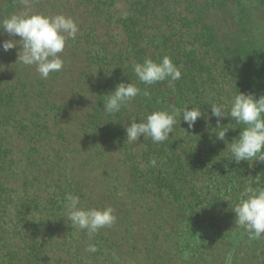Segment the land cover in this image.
Listing matches in <instances>:
<instances>
[{"label":"trees","instance_id":"16d2710c","mask_svg":"<svg viewBox=\"0 0 264 264\" xmlns=\"http://www.w3.org/2000/svg\"><path fill=\"white\" fill-rule=\"evenodd\" d=\"M46 1L31 4L40 8ZM59 1L48 0L47 11H59L51 4ZM70 3L79 32L75 41L66 42L62 71L47 79L23 71L25 77L0 88V123L5 133L13 130L23 140L20 147L12 139L0 140V264H208L215 247L221 246L225 256L227 250L226 242L212 241V236L256 241L234 223L231 208L246 186L264 188V162L230 161L225 141L213 133L219 129H214L210 105L229 104L238 92L257 99L264 95V42L252 35L251 22L253 4L264 9V0ZM25 8L20 0H0V20ZM0 35L20 39L2 30ZM20 47L10 50V64ZM165 55L182 73L174 86L140 83L132 65L145 58L158 62ZM67 61L84 66L74 72ZM120 82L136 84L151 98L138 95L119 113L106 115L104 95ZM77 99L83 111L68 123L77 127L67 139L61 122L70 110L75 112ZM186 106L204 113L194 128L182 118L179 125L177 117L175 136L170 133L164 143L143 136L136 143L125 141L131 121ZM221 126L236 127L229 128L227 142L243 127L230 117ZM8 178L20 179L18 187L9 186ZM95 186L104 190L105 199L115 200L110 205L114 212L122 202L139 210L144 203L158 204L159 216L143 223L142 242L149 240L146 261L135 258L131 222L100 229L89 240L65 220L68 193L79 195L85 207H104L86 198L84 190ZM89 244L97 252H86ZM225 256L210 264L226 263Z\"/></svg>","mask_w":264,"mask_h":264},{"label":"clouds","instance_id":"9594fccd","mask_svg":"<svg viewBox=\"0 0 264 264\" xmlns=\"http://www.w3.org/2000/svg\"><path fill=\"white\" fill-rule=\"evenodd\" d=\"M26 8L30 7L31 0H20ZM0 30L10 37H20L5 40L2 48L5 52L21 47L18 51V59L22 65L34 66L40 77L47 79L50 73L61 72L64 60L61 54L64 52L66 42L75 41L79 32V26L70 16L57 14L53 16L43 13L13 14L0 20ZM137 80L145 85H156L167 82V86L173 87L174 83L182 76L180 69L172 59L165 55L158 62L152 58H145L142 63L132 65ZM151 98V93L141 89L134 83L120 82L115 89L105 94L103 112L106 115L119 113L138 95ZM211 117L216 118V127L219 131L213 132L217 140L225 141L226 150L230 152L231 159L236 164L242 161L264 162V95L258 99L253 94L238 92L229 104L211 103ZM181 118L188 128H194L198 118L204 117L200 107L186 106L182 110L172 107L171 110H156L146 115L139 121H131L125 127L128 143H136L140 137L151 138L153 143H164L170 140L169 134L175 136L177 126ZM230 117L236 125H242L238 137L231 142L225 140L229 128L221 126V120ZM185 130V129H184ZM150 165L155 167L157 161L152 159ZM237 202L231 208L235 214L234 223L243 227L250 239H260L264 236V188L246 186L237 196ZM66 221L71 222L77 230L86 232L89 240H92L103 228H111L117 220L114 209L110 206L97 208L82 205L79 195L68 193L64 198ZM205 208V207H204ZM203 209V208H202ZM86 252L95 253V244H89Z\"/></svg>","mask_w":264,"mask_h":264},{"label":"rangeland","instance_id":"374dc122","mask_svg":"<svg viewBox=\"0 0 264 264\" xmlns=\"http://www.w3.org/2000/svg\"><path fill=\"white\" fill-rule=\"evenodd\" d=\"M34 2H36V0H32L31 3H34ZM48 3L49 2L47 0L44 5H40V8L39 6L35 4H31L29 8H25L22 11L23 13L27 11L29 12V14H34L35 12L43 13L49 16H53L57 14H64L65 16L71 17L73 9H72V4L70 3V0H60L57 3L52 2L51 4L55 5L56 10L60 9L59 11H56L53 13H50L49 11H47L48 6L50 4ZM252 7H253L251 10V19H252L251 22H252V30H253L252 35H254L256 40L264 42V9L261 8L260 6H257L256 4L255 5L253 4ZM4 41H5V37L3 39V37H1L0 35V45H2ZM18 51H19V48H18ZM9 54H10V50L5 52L2 46H0V88L7 82L13 84L18 78L25 77L23 71L25 72L27 71L28 74H32L34 77L39 78V73L36 71L34 66L27 67V66L22 65L19 61H17L18 53L16 55L17 57L15 58L16 60L13 63V65L10 64L11 59H10ZM78 62L67 61L68 68L75 69L73 70L74 72H77V71L80 72L81 68L84 65ZM73 107L76 108L75 112L74 110L73 112L70 110V112L66 114L67 117H64L63 121L61 122L62 125L66 128L67 139L73 138V135L75 134L76 127H77L74 124H68V123L74 122L75 117H77V114L83 111V108L80 106L79 99L73 102ZM12 131L13 130H9L7 131L8 133H5L4 128L0 123V140L1 141L3 140L4 142L5 141L8 142L9 140L12 139L14 140L13 144L17 147H20L23 144V140L20 138H15L14 134H11ZM16 159L17 158H15V160ZM7 184L11 187H18V185L20 184V179L19 180L18 179L9 180L8 178ZM84 193L86 195V198L89 200L88 201L89 204L93 206H96V203L101 202V204H104V207H108L111 205V203L115 202L113 198L105 199L104 190L102 188H98L97 186L86 188L84 190ZM118 202H121V199L118 200ZM144 210H147V212H144ZM114 213H116V217H121V218L117 219L116 223L112 227H116V229H119L120 225H123L124 221L125 222L129 221L132 223V225H134L135 235L133 236V239L135 237L136 239H134L132 245L136 246L135 248H136L137 254L135 258H137V260L146 261L148 259V256L146 254V249H147L146 246L149 240L145 241L144 243L142 242V237H143L142 235L145 233V230H146V228L143 229V223H145L146 221H152L155 215L159 216L160 210L158 208V204L153 205L150 202L144 203L142 204V207L139 210V209H135L133 206H130L129 203L127 202L126 203L122 202L121 205L117 203ZM158 237L161 240L160 235ZM211 239L212 241H215V242H219V241L226 242L227 250H226V256H225L223 250L221 251L220 249L221 246L215 247L213 253H211V256L209 257L208 264H210L212 260L221 262L224 256H225L224 260L226 258L227 259H226V263H224L225 261H223V264H231V261L233 258L238 261L237 264H264V239L262 238L257 239L256 241L250 240L249 242L245 244H243V239H240L239 237H235V236H232V237L231 236L230 237L212 236ZM138 240L140 241L137 242ZM157 245L158 244L156 243V246ZM163 250L166 251L168 250V248L166 247ZM261 254H263V256L261 257L262 259L256 260L254 257H252V256H255L259 258Z\"/></svg>","mask_w":264,"mask_h":264},{"label":"flooded vegetation","instance_id":"af4514ba","mask_svg":"<svg viewBox=\"0 0 264 264\" xmlns=\"http://www.w3.org/2000/svg\"><path fill=\"white\" fill-rule=\"evenodd\" d=\"M263 256V254H261L260 256H259V258H257V257H255V256H252V257H254L256 260H259V259H262L261 257ZM238 263V261L236 262V264ZM234 264H235V262H234Z\"/></svg>","mask_w":264,"mask_h":264}]
</instances>
